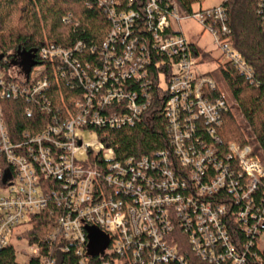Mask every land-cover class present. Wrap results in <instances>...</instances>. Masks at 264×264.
<instances>
[{"label":"built area","instance_id":"1","mask_svg":"<svg viewBox=\"0 0 264 264\" xmlns=\"http://www.w3.org/2000/svg\"><path fill=\"white\" fill-rule=\"evenodd\" d=\"M229 1L193 14L177 0H87L110 25L101 46H44L29 73L0 66V157L8 166L0 169V251L27 242L24 264L260 262L264 148L224 142L219 132L232 106L211 78L196 73L198 52L176 27L199 22L221 50L218 64L251 80L230 41ZM258 13L264 28V0ZM52 72L76 91L70 104L62 93L58 103L51 99ZM10 99L45 120L11 132ZM157 100L167 148L119 159L99 133L141 124ZM42 213L55 225L31 244L18 230Z\"/></svg>","mask_w":264,"mask_h":264},{"label":"trees","instance_id":"2","mask_svg":"<svg viewBox=\"0 0 264 264\" xmlns=\"http://www.w3.org/2000/svg\"><path fill=\"white\" fill-rule=\"evenodd\" d=\"M177 1L183 10L192 13L193 7L202 5L205 0ZM259 2L230 0L224 5L232 30L230 41L251 68L253 79L249 80L229 63L224 66L218 64L245 123L242 125L232 111L225 113L219 133L226 144L246 145L253 139L264 148V28L258 13ZM86 3L87 0H0V66L7 71L10 65H19L25 71L27 63L37 58L40 48L51 44L70 48L81 41L87 49L101 46L110 30L109 22L100 8L89 7ZM3 58L7 59L6 63ZM50 76L53 83L51 99L58 103L62 93L70 104L71 97L77 95L76 91L73 92L61 80L57 82L53 72ZM163 105V101L157 100L150 116L137 126L105 131L99 135L107 137L104 142L115 149L119 159L152 156L168 146ZM26 106L25 101L10 99L5 102V119L11 132L29 131L31 120H45L40 113L27 116ZM247 133L253 136L251 140ZM7 167L0 157V169ZM31 224L32 227L23 236L31 244H38L52 230L55 220L48 213H42L35 216ZM194 261L202 264L197 259ZM0 264H20L13 246L0 251ZM256 264H264V249L260 252V262Z\"/></svg>","mask_w":264,"mask_h":264},{"label":"rangeland","instance_id":"3","mask_svg":"<svg viewBox=\"0 0 264 264\" xmlns=\"http://www.w3.org/2000/svg\"><path fill=\"white\" fill-rule=\"evenodd\" d=\"M224 0H205L202 5H195L193 7V14L199 13L201 10H206L210 8H214L219 6ZM177 30L181 32L185 39L196 47L198 52V66L196 68V73L198 75H207V77L211 78L216 84L217 89L225 94L228 101L232 106V112L236 115L237 120L245 125L243 122L242 116L237 109L235 101L232 99V94L227 88V85L222 77V74L219 71V60L221 59V50L214 42V38L208 29L203 31V26L194 19H189L186 21L180 22L179 25L176 26ZM23 67V65H22ZM247 136H251L250 140L253 138L252 135L247 133ZM253 140V139H252ZM251 140V142H253ZM94 139L91 136L85 137V142H92ZM29 227L20 228L18 231L21 233L24 230L27 231ZM24 231V232H25ZM261 247L264 249V237L263 242L261 243ZM15 248L17 250V262L20 264H24L27 260L26 254H31L32 250L27 242L15 244Z\"/></svg>","mask_w":264,"mask_h":264},{"label":"water","instance_id":"4","mask_svg":"<svg viewBox=\"0 0 264 264\" xmlns=\"http://www.w3.org/2000/svg\"><path fill=\"white\" fill-rule=\"evenodd\" d=\"M33 66V63L32 61L30 60L28 63H27V68L25 69V72L26 73H29L30 72V69L31 67ZM11 178V175H10V172L9 171H6L5 172V178H4V183L9 180Z\"/></svg>","mask_w":264,"mask_h":264}]
</instances>
